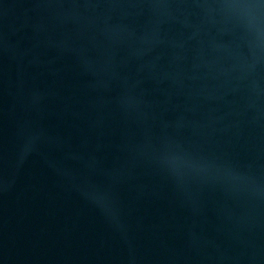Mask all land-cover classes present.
I'll return each mask as SVG.
<instances>
[{
    "label": "water",
    "instance_id": "95a60500",
    "mask_svg": "<svg viewBox=\"0 0 264 264\" xmlns=\"http://www.w3.org/2000/svg\"><path fill=\"white\" fill-rule=\"evenodd\" d=\"M0 264H264V0H0Z\"/></svg>",
    "mask_w": 264,
    "mask_h": 264
}]
</instances>
